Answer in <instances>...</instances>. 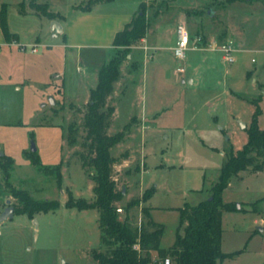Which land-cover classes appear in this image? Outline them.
I'll list each match as a JSON object with an SVG mask.
<instances>
[{
    "label": "rangeland",
    "instance_id": "obj_1",
    "mask_svg": "<svg viewBox=\"0 0 264 264\" xmlns=\"http://www.w3.org/2000/svg\"><path fill=\"white\" fill-rule=\"evenodd\" d=\"M87 1L0 0V6L7 3L9 28L20 34L18 43H0V159L13 158L12 185L36 198L60 202L57 209L33 217L15 212L0 218V264H99L93 251L109 249L101 234L99 209L66 206L69 191L76 198L96 199L94 168L84 163L82 155L86 159L90 155L84 115L98 72L81 81L89 55L79 62L76 48L64 46L62 35H53L52 19L76 18L80 10L76 5ZM262 2L144 0L140 4L147 13L146 43L159 39L161 47L146 49L143 38L132 45L107 99L115 107L107 131L125 132L110 149L116 158L117 188L125 189L116 202L122 208L119 218L128 217L136 227L147 220L144 209L153 208V217L164 224V248L175 241L178 207L210 197L226 152L248 141L247 127L260 95L258 124L264 128ZM104 5L113 10L132 7L131 2L105 1L97 9ZM45 8L59 16L48 17ZM184 26L190 37L201 40L180 52L174 48L175 36ZM226 28L236 41L243 39L242 49L233 44L232 62L223 58L220 49ZM34 44L37 51L32 50ZM113 53L103 49L91 65L99 67ZM146 115L140 124L139 116ZM33 145L43 164L61 162V185L53 175L36 169L28 157ZM263 159L264 153L258 160ZM154 186L150 199L127 208L129 200L141 199ZM223 200L239 202L240 208L222 213V250L242 251L218 264H264V230L257 231V226L264 227V168L250 166L232 176ZM16 201L0 168V215ZM150 254L152 260L166 264L157 251Z\"/></svg>",
    "mask_w": 264,
    "mask_h": 264
},
{
    "label": "trees",
    "instance_id": "obj_2",
    "mask_svg": "<svg viewBox=\"0 0 264 264\" xmlns=\"http://www.w3.org/2000/svg\"><path fill=\"white\" fill-rule=\"evenodd\" d=\"M107 0H88L87 5H76L82 10H90L94 3ZM233 2L235 0H226ZM39 5V4H38ZM47 6V5H46ZM43 13L50 18L59 16L56 12L44 9ZM147 13L145 7L138 9L126 26L119 30L114 37V53L110 59L103 63L98 70V80L90 89V100L84 115V124L87 130L85 144L89 148V158L82 155L85 164L94 168L92 174L95 180L94 190L96 199L88 201L85 198H76L71 191L66 201L67 207L79 209H99L101 234L108 251L94 250L93 256L99 264H162L161 261L152 260L151 251L155 250L161 259L171 257L174 264H218L226 258H233L242 250L224 252L222 250V213L224 210H237V204L224 202L223 191L228 186L232 176L242 170L252 167L253 170L264 168V159L258 160L264 153V128L258 124L261 112L259 101L256 99V112L251 124L247 127L248 141L242 148H231L226 152L217 181L213 184L210 197L197 204L185 203L178 207L180 223L176 238L167 248L161 246L164 224L155 221L150 211L144 209L147 215L146 222L133 227L128 217L121 219L116 204L123 197V190L117 188L113 177V165L116 158L111 154V147L124 138V130L111 134L107 131L110 119L115 110L113 105L107 104L108 96L114 88V82L120 76V65L131 51L135 42L145 37L147 32ZM0 26L5 39L10 42L18 38V34L10 30L7 16V3L0 9ZM129 124L126 125V129ZM70 138L75 140L74 128H70ZM36 169L45 176L53 175L58 184H62V164H43L37 152L28 155ZM13 158L5 155L0 159V168L4 172L7 191L17 201L13 204L16 213H24L30 217L41 211L55 210L60 206L57 199L36 198L26 189L16 187L9 181ZM156 188L146 189L142 198L132 199L126 203L127 208L138 204L140 200H148ZM184 225V227H183ZM183 227V229H181ZM183 230V231H182ZM257 231L259 229L257 228ZM138 244L139 248L135 247Z\"/></svg>",
    "mask_w": 264,
    "mask_h": 264
},
{
    "label": "crops",
    "instance_id": "obj_3",
    "mask_svg": "<svg viewBox=\"0 0 264 264\" xmlns=\"http://www.w3.org/2000/svg\"><path fill=\"white\" fill-rule=\"evenodd\" d=\"M119 1V3H126V2H131L132 7H129L127 9H119V10H113V9H108V7H102L97 9L99 3L105 2V1H99L95 5H92L90 10H79L78 15L74 19H69L67 16L64 17L63 19H52V20H57L60 23V30H57L53 24L52 26V31L53 35H62L63 37V45L69 48H76L75 49V54L77 56V59L79 58V62L85 61V55H89L87 57L88 61L90 64L84 66L85 73L81 76V81H87L89 78L93 79V75L96 76L99 68L101 65L107 61H104L101 65L96 66L91 65L93 62L96 63L100 58L97 56L98 54H102L103 49H111L112 51L114 50V45H113V40L115 37V34L123 29L126 24L132 19V17L136 14L138 9L140 8V4L144 0H107L106 2H116ZM244 1L246 2H251L252 0H235L233 2H239L243 3ZM264 1V0H263ZM134 4V6H133ZM262 6L264 7V2H262ZM1 9V6H0ZM56 12V11H54ZM26 15H36V14H26ZM63 15V14H62ZM37 16V15H36ZM51 20V19H50ZM11 31L16 32L18 34V38L13 39L9 43H18L20 41V34L17 31H14L10 28ZM175 45L174 48L177 49V41L180 39V36L177 34L175 36ZM40 37L37 36V40H39ZM144 42H145V48L148 49L150 47H156L160 48L161 45H159V39H155L154 41L151 40L152 42L146 43L149 41L148 34L143 37ZM8 43L6 41L5 36L3 34V31L0 26V43ZM191 42H198L197 38L190 37L189 44ZM231 44H237L240 47L239 49H242V42L243 39H239L236 41L234 39L229 31V28H226V35H225V43ZM22 46V44H19ZM37 51V45H33ZM88 48L90 49L89 51L84 52V49ZM74 51V50H73ZM99 55V56H100ZM98 57V59H97ZM146 57L143 58L142 64L146 63L145 60ZM82 60V61H81ZM86 69L88 72H86ZM89 73V74H88ZM117 109V108H116ZM117 111V110H116ZM154 116V114L152 115ZM147 115L145 118L142 116H139V121L140 124H142L143 119H146ZM225 128H222L224 130ZM226 131V130H225ZM153 208L150 209V214L151 217L156 220L153 215H152ZM262 226V225H261ZM264 230V227H262ZM163 247V246H162Z\"/></svg>",
    "mask_w": 264,
    "mask_h": 264
},
{
    "label": "built area",
    "instance_id": "obj_4",
    "mask_svg": "<svg viewBox=\"0 0 264 264\" xmlns=\"http://www.w3.org/2000/svg\"><path fill=\"white\" fill-rule=\"evenodd\" d=\"M197 40H201V37H197ZM189 41H190V34L188 30L186 29L185 26L181 27L180 39L177 41V50H180V52H184V50L189 46ZM220 49L224 52L223 58L227 62H232L234 60V55H233L234 47L231 44V42L223 43ZM32 50H36V48L33 46ZM117 210L121 211L122 208L118 207ZM135 247L139 248V245L136 244ZM165 262L166 264L170 263L169 257L165 259Z\"/></svg>",
    "mask_w": 264,
    "mask_h": 264
},
{
    "label": "water",
    "instance_id": "obj_5",
    "mask_svg": "<svg viewBox=\"0 0 264 264\" xmlns=\"http://www.w3.org/2000/svg\"><path fill=\"white\" fill-rule=\"evenodd\" d=\"M53 24H54V26H55V28H56L57 30H60V23H59L57 20H54V21H53ZM54 102H55V101H54ZM35 149H36V148H35V146L33 145V146H32V151H35ZM2 154H3V153H2ZM123 193H125V189H124V188H123ZM7 202L10 203V199H8ZM237 207L240 208V203H239V202L237 203ZM14 213H15V208H14V206H13V205H8V206L5 207V209H4L3 212L1 213L0 218H1V219H4V218H7V217H9V216H13ZM35 220H36V219H35ZM257 228H258L259 230H262V229H263L262 226H257Z\"/></svg>",
    "mask_w": 264,
    "mask_h": 264
}]
</instances>
